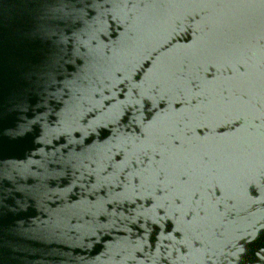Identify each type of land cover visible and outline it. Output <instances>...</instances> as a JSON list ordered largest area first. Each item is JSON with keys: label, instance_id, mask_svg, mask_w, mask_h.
I'll use <instances>...</instances> for the list:
<instances>
[{"label": "water", "instance_id": "95a60500", "mask_svg": "<svg viewBox=\"0 0 264 264\" xmlns=\"http://www.w3.org/2000/svg\"><path fill=\"white\" fill-rule=\"evenodd\" d=\"M0 264H264V0H0Z\"/></svg>", "mask_w": 264, "mask_h": 264}]
</instances>
